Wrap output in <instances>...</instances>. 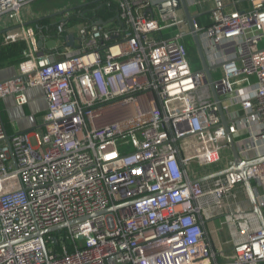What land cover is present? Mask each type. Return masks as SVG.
<instances>
[{
  "label": "built area",
  "instance_id": "2783aa9c",
  "mask_svg": "<svg viewBox=\"0 0 264 264\" xmlns=\"http://www.w3.org/2000/svg\"><path fill=\"white\" fill-rule=\"evenodd\" d=\"M31 1L0 0V17L16 19ZM163 1L118 0V20L79 26L74 50L42 53L24 26L6 34L28 49L18 74L0 81V99L23 106L39 87L47 110L42 127L15 133L0 110V264L264 262V227L235 194L249 201L244 175L228 171L211 85L188 56L185 15L172 12L168 37L162 14L146 12ZM232 1L213 0L209 23L194 25L239 155L252 161L264 157V0ZM245 177L264 213V161ZM215 218L221 237L230 227L227 249L207 228Z\"/></svg>",
  "mask_w": 264,
  "mask_h": 264
},
{
  "label": "crops",
  "instance_id": "0c3cea01",
  "mask_svg": "<svg viewBox=\"0 0 264 264\" xmlns=\"http://www.w3.org/2000/svg\"><path fill=\"white\" fill-rule=\"evenodd\" d=\"M88 0H34L25 5L20 15L11 20L6 16L0 17V43L8 44L5 42V36L8 32L12 30H16L20 27H26L32 29L34 36L39 42L42 41V45L39 46L41 48L42 53H53L63 51L67 45V32L75 33L76 41L74 47H70L71 50H74L79 46L80 37L77 35L78 27L82 26L85 23H77L74 26L66 27V33L62 34L58 31V27L53 33H48L50 27L55 25L56 23L61 22L62 19H67L70 9L73 7L80 5L82 3L87 2ZM190 4L191 12L194 15L205 14L206 16L210 15V11L213 7V0H207L202 5L196 4L198 0H188ZM228 7L230 8H245L249 5L248 0H233L229 3ZM193 8V9H192ZM148 13V9L146 10ZM153 13L157 17H160L159 10L153 7V11L149 12ZM183 11L180 12L182 15ZM207 18V17H205ZM208 19V20H207ZM206 19L205 24L209 23L210 18ZM101 20V19H100ZM108 22H112L108 21ZM115 25V24H114ZM162 25V34L165 36H171L175 30L176 25L171 22H166L161 19ZM20 40V39H19ZM26 41L25 39H22ZM10 43V42H9ZM27 43V41H26ZM28 45V43H27ZM28 49V48H27ZM19 54L18 56L12 58L11 60H3L0 61V81L9 79L14 77L19 72V65L23 61V57H25V52ZM16 60V61H14ZM10 61V62H9ZM28 95V103L23 106H19L16 103L14 96H7L0 99V110L2 116L4 118L7 129L10 133H15L18 131L23 132H31L43 125V116L47 110V100L44 96V93L39 87H31L27 90ZM245 133L242 131L240 134L235 136L238 143H240V137H242ZM240 136V137H238ZM240 191L236 190L235 194L238 197L239 202L244 205H248L250 200L247 201L245 197H243V193L241 192L240 196L238 193ZM251 204V203H250ZM219 227L218 219H211L207 222V228L209 229L214 246L216 247V243L214 240V229L215 231ZM221 237V236H220ZM221 243L223 244V239L221 237ZM222 246L221 248H223Z\"/></svg>",
  "mask_w": 264,
  "mask_h": 264
},
{
  "label": "water",
  "instance_id": "95a60500",
  "mask_svg": "<svg viewBox=\"0 0 264 264\" xmlns=\"http://www.w3.org/2000/svg\"><path fill=\"white\" fill-rule=\"evenodd\" d=\"M174 10H182L184 12L185 20L189 24V27H190V30H191V33H192V37H193L195 45L197 47V51H198V54H199V57H200V60H201V65H202L203 71L206 74L207 81L211 85V88H212V91L214 93L215 99L218 102V105H219V108H220V113H221V116H222V120H223V123H224V125L226 127V130H227V133H228V141H229V144H230V147H231V150H232V153H233V157H234V163L228 169V171H236V172H240L241 174L244 175V186H245V189L247 191L250 203H251V205L253 207V210L255 211L257 216L259 217V220H260L261 224L264 227L263 207H262V205L260 204V202L258 200V197H257V194L255 192V189H254V186H253L252 182L245 177V173H246V170L248 169V167H250L251 165H254L256 163L263 162L264 161V157L260 158V159L252 160V161H244L240 157L238 149H237V145L235 143L234 137H233V135H232V133L230 131L229 125H228V119L225 116L222 104L220 102L219 96L217 94V91H216V88H215V85H214L213 77H212V74H211V67H210V65L208 63V60H207L206 56H205L204 49L202 47L199 34H198V32H197V30L195 28V25H194V20L197 18V15H194L191 12L188 0H168V1H163L162 3L159 4V12H160V14H162V19L164 21H168L169 19H171L173 17V13L172 12ZM148 11L152 12L153 8H151V7L148 8ZM98 23L102 24V23H104V21L100 20V21H98ZM41 45H42V41L39 42V46H41ZM67 45L70 46V47H74V45H75V35H74V33H70V34L67 35ZM224 172L225 171L216 172V173L210 174L208 177L222 175ZM208 177L195 179L194 182H200V181H202V180H204L205 178H208ZM56 229H59V228H54V229H51L49 231H53V230H56Z\"/></svg>",
  "mask_w": 264,
  "mask_h": 264
},
{
  "label": "trees",
  "instance_id": "16d2710c",
  "mask_svg": "<svg viewBox=\"0 0 264 264\" xmlns=\"http://www.w3.org/2000/svg\"><path fill=\"white\" fill-rule=\"evenodd\" d=\"M119 14V2L118 0H88L85 3L77 5L70 9L68 18L66 19L65 26L71 27L77 23L92 24L96 20H103L108 22L114 19L118 20ZM205 14H200L197 16L196 20L199 24H205L206 19ZM208 20V19H207ZM59 23H56L49 28L48 33H53L57 29ZM28 48L26 41L20 39L17 41L10 42L8 44L0 43V61L12 59L19 54L24 53ZM186 48L189 58L194 61L197 65L201 64V60L192 36L186 39ZM24 58V57H23ZM16 61V60H14ZM10 62V61H9ZM261 264H264L262 262Z\"/></svg>",
  "mask_w": 264,
  "mask_h": 264
},
{
  "label": "rangeland",
  "instance_id": "374dc122",
  "mask_svg": "<svg viewBox=\"0 0 264 264\" xmlns=\"http://www.w3.org/2000/svg\"><path fill=\"white\" fill-rule=\"evenodd\" d=\"M193 9V8H192ZM261 46H264V40L262 41L261 43ZM191 62H193V64L195 63L194 61L191 60ZM196 64V63H195ZM214 76L216 77V79L220 78L221 77V72L218 71L217 73L214 74ZM32 143L34 144V140H32ZM222 160H224V155H222ZM211 168H206V170H209ZM241 192H239L238 194L240 195ZM242 196V195H240ZM244 197V196H243ZM219 223V221H218ZM214 240H215V243H216V248L220 249L223 245H224V249H227L229 247V245H226V244H222L221 242V237H220V234L219 232L215 229H214ZM225 238H228V240H232V234H231V230H230V227L229 225H226V232H225V235L222 236V239H225Z\"/></svg>",
  "mask_w": 264,
  "mask_h": 264
}]
</instances>
